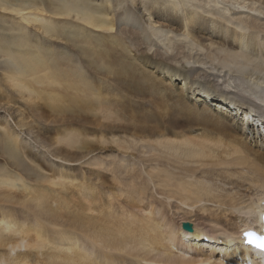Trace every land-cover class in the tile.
Returning <instances> with one entry per match:
<instances>
[{
  "label": "bare ground",
  "instance_id": "obj_1",
  "mask_svg": "<svg viewBox=\"0 0 264 264\" xmlns=\"http://www.w3.org/2000/svg\"><path fill=\"white\" fill-rule=\"evenodd\" d=\"M0 10L17 15L25 11L50 15L44 19L30 13L22 19L37 27L45 38L63 43H41L26 27L0 16V69L20 97L28 98L25 102L31 112L40 108L33 106V100L47 96L46 110L70 122L75 116L88 124L91 118L104 119L109 125L100 122L103 128L130 131L128 126L120 128V124L131 120L135 131L130 133L137 141L121 143L119 148L132 149L138 158L149 153L142 160L159 164L147 172L154 188L166 191L169 201L210 213L216 223L231 232L241 231L232 241H226L230 236L225 232L222 236L227 247L220 248L217 243L219 252L213 247L208 252L184 246L169 227L167 216L150 204L143 205L151 216L145 223L133 216L126 218V214L115 218L113 212L106 214L103 209L99 211L104 215L100 223L96 219L84 222L88 216L80 221L76 213V221H61L59 211H68L70 206L59 200L50 202L51 195L33 190L22 178L49 181L61 191H71V183L56 173L51 179L39 155L24 152L19 135L0 129V157L10 161L18 173L16 179L0 166V196L5 202H11L10 196L16 193H22L24 200H36L34 209L39 216L26 224L18 222L8 210L0 213V244L33 250L2 255L0 264H119L112 252L151 264H264V254L245 245L240 236L258 226L257 232L262 233L263 227L264 150L253 148L248 139L264 144V0H0ZM179 65L190 67L183 71ZM211 80L223 82L239 93L221 92ZM37 86L46 88L40 91ZM116 93L121 94L119 99ZM11 94L0 87V104L15 102ZM248 95L263 106L246 98ZM126 99L156 104L161 115L146 111L136 116L135 122L130 105L124 103ZM38 112L43 114L41 109ZM97 116L103 117L99 120ZM73 130L66 144H82L79 149L84 156L73 157L61 149L53 152L69 162L81 161L98 150L89 140L90 135ZM40 136L37 133L35 140ZM98 142L105 143L103 139ZM42 143L48 146L46 141ZM115 166L111 170L115 179L118 173H129L133 185L128 196L139 197L143 203L141 197L151 189L149 180H142L133 167L120 163ZM140 179L142 186L135 183ZM257 187L262 190L258 201L245 207L244 192ZM82 189L91 198L87 200L96 205L98 192L84 185L78 196L83 195ZM91 206L82 211L91 208L94 214ZM45 213L48 218L43 219ZM236 213H245L246 218L239 219ZM49 226L63 229L50 234ZM80 240L95 247L85 250ZM42 249L48 252L38 251ZM96 250L101 251L98 258ZM178 252L193 253L198 259L186 262Z\"/></svg>",
  "mask_w": 264,
  "mask_h": 264
},
{
  "label": "rangeland",
  "instance_id": "obj_2",
  "mask_svg": "<svg viewBox=\"0 0 264 264\" xmlns=\"http://www.w3.org/2000/svg\"><path fill=\"white\" fill-rule=\"evenodd\" d=\"M219 7L224 8L222 5H220ZM32 12L33 11H25L22 14L28 15L31 13L32 16L42 17L44 19L51 18V16L47 15L46 13H39L37 11H34L33 13ZM23 15H17L15 13H12L9 11L0 10V16L4 17L3 20H5L6 22H11V23H14L16 25H21V26L26 27L27 31L31 34V36L39 38L41 43H45V44L51 45V46H53V45L56 46L57 44H63L62 42H58L54 39L45 38L43 36L42 32L37 30V27H35L32 24H29L28 22H26L25 20L22 19ZM92 30L95 31L96 33L97 32L100 34L102 33L99 30H95V29H92ZM113 34H115V32H113ZM178 67L181 70L185 71L186 69H189L190 66L179 65ZM5 80L7 81L6 74L4 73V71L2 69H0L1 91L4 92L5 94H8V93L11 94L12 93L11 95H13L14 99L15 98L16 99L14 100L15 102H10L9 105L8 104L5 105L6 102H2L0 104V129H2L3 131H6V132L9 131V133H12V134L14 132L16 135H19L21 137V138L19 137L20 143L22 146L24 145V147H25L24 152L26 154L33 153L37 156L39 155L38 157L41 159L40 164H42V168H43V166H45L44 171L46 173L45 172L44 173L47 174L48 176L50 175L51 179L53 178V175L56 176V174H57L58 175L57 177H59L61 175L64 178V181L67 180L66 183L70 182L72 185L71 189L72 188L73 189L71 191H69L70 189L66 190L68 192L67 193L66 191H61L60 186H53L51 184V182H49V181H46V182H33V181H31V182H29V181H26L25 178H22L23 181H25L33 190L44 191L45 193L51 195L50 198H52V199H50V202H52L53 200H55V201L59 200V201H61V204H66L67 206H70L68 211L63 210L62 212H60L58 210L60 213L59 219L61 221L63 220L65 222H70V223H72L73 221H76L74 218V216H75L74 213H76V215L81 217V218L83 216L84 217L88 216V219L85 218V220H84L82 218V220H80V221L84 220V222H88L89 220L95 221L94 219H96V220H98V223H100V221H102V222L104 221L103 213H101V214L99 213V211H101V209H103V210H105L106 214L110 213V211L113 212L114 217L115 216L116 217H120V216L124 217V215L126 214L125 215L126 218L128 216H133V217H136L135 219L138 218L140 221H142V223H145L147 220H149V218H151V216H150V213L148 212V210L144 211L143 207L147 204H150V205L156 207L158 212L161 211V212H163L164 215L167 216V220L169 222L168 223L169 227L172 228L173 231L176 233L178 240H180L181 243L182 242L185 243L184 246L189 245L190 248H198L200 250H204V251H208V252L211 251L212 247H213V249L216 252L217 251L219 252V249L217 247H215V245H217V243H218V246L220 248H226L227 247V243L224 242V240H226V239H224L222 236L223 234H225V232H227L228 236H230V238H227L228 240H226V241H232V240L236 239L237 237H239V233H241V231L239 232V230H238L236 232H231V231L227 230L222 225H219L218 223H216L211 218L210 213H206V212L204 213L203 211L199 210V207L193 208V207H189L186 205H182L178 201H174V200L169 201L166 199V191H164L165 193L164 192L161 193L162 190L160 191V189L157 190L154 188V183L148 177L147 172L151 171L155 167H160L159 164L158 163L152 164V163H148L146 161H143V160H145L143 158L148 156L149 153L146 154L145 156H143V158H141V157L138 158L137 157L138 154L136 152L133 153L132 149H131L132 151L131 150L128 151V150H123V149L119 148V145L121 143L125 144V145H130L131 142L135 141V143H136V141H137V138L134 137L133 133H130L131 131H135L133 129L134 124L132 123L131 120L127 121L128 123L130 122V125L127 122L125 123L124 121H123L124 125L120 124V128L124 127V126H128V128H130V131L123 130V129L122 130H114V129L111 130V129L103 128L101 126V123L103 121H105L104 119L101 122V121H98L97 119L95 120V118H91L90 123L88 124L85 122V120L83 122V120L81 121L79 117L75 116L73 118L74 121H72L73 119L71 118L72 120L70 122V121H67L68 118L62 119L60 117H54L51 115V112L49 111V109L46 110L48 108L47 104H46V100L48 99L47 96H44L40 100L37 98H35L33 100L36 102V103H34L35 105H33V106H35L36 108L38 106L40 107L39 110L37 108V112L34 113L33 111L31 112V110H30L31 106H29L25 102L26 99L28 100V98L25 96L26 99L24 100L22 96L20 97L21 94H19L16 91V89L12 87L11 83L8 84ZM201 80L205 81L206 79L202 77ZM211 81H213V80H211ZM212 83H214L216 85V88L221 92H229V93H233V94L239 93L236 90H234L233 88H230V87L226 86L225 84H223V82H218L217 80H214ZM180 85H181V83H180ZM8 86H10L11 88ZM36 88L38 89V86ZM39 88L40 89H38V90L44 91L46 87L44 89L42 88V90H41V87H39ZM63 88H68V87L64 86ZM63 88H60V91ZM34 90H35V92L38 91L35 88H34ZM67 90L70 91V89H64V91H67ZM68 91H67V93H68ZM71 91H73V90H71ZM70 92H69V94L73 93V92H71V93ZM62 93H63V90H62ZM118 95H121V94H117V96H116V98L119 99ZM246 98H248V99H250L253 102H256L258 104H262L261 102L259 103V101L255 100L254 98L250 97L249 95ZM68 101L65 103L70 104V102H68ZM82 102L83 101H80L79 104H81ZM83 103H85V102H83ZM124 103L127 106L130 105L129 106L130 110H131L130 114L134 116L135 122H138L136 116L139 117L138 115H140L146 111L151 112L152 114H154L156 116L161 115L159 109L155 106L156 104L154 105V104L149 103V102H144V103H140V104H142V105H140V104H138L139 102H136L134 100L128 101L127 99L124 101ZM260 106H263V104ZM248 107H251V109H253V107L251 105L250 106L247 105V108ZM36 108H34V109H36ZM247 108H245V109H247ZM40 109L42 110L43 114L38 112V111H40ZM144 109H146V110H144ZM27 112H28V115H27ZM39 113L42 115H40ZM36 114H37V116H35ZM24 115H25V117H24ZM27 116H29V117H27ZM30 116L31 117L34 116L33 117L34 119L31 118ZM39 116H41L43 118L40 119ZM102 117L100 118L97 116L98 119L99 118L102 119ZM32 119H33V121H32ZM54 119H56V120H54ZM41 120H42V122H41ZM25 121H26V123H25ZM65 121H66V124L64 123ZM91 121H93V122L91 123ZM23 122L26 124V126ZM98 122H99V124H97ZM105 122H103L104 124L103 123L102 124L105 126L109 125V124H107L108 123L107 121H105ZM22 123H23V125H22ZM91 124H95V125H91ZM21 125H22V127H20ZM97 125H99V126H97ZM240 126L242 127L243 124ZM246 127H247L246 130L250 129L249 125L248 126L246 125ZM78 129L81 131L82 135H84V136L90 135L89 137H91V138L89 140L94 142V147H95V149H98V150L94 154L90 155L89 157H87L81 161L77 160V161L69 162V161L63 160L62 156L59 158L56 157L53 152H55V150H57V149L58 150H60V149L64 150V153H68L70 156H73V157H76V156H78V157L82 156L83 157L84 156V154H85L84 151L79 149L82 144L81 145L78 144L74 147H70L69 145L66 144V140L73 135V134H71L70 131L73 130L74 133H80ZM30 130H31V132L33 130L35 132L36 131H38V132L35 133L33 131L31 134V132L29 133ZM63 131H66V132L68 131V133L63 132ZM37 133H39L41 135L40 137L43 139L40 140V137H39V139L38 140L36 139L37 140L36 141L35 136ZM64 133H65V135H64ZM64 137H66V138H64ZM133 137L135 139H133V141H132ZM100 139L101 140L103 139V141H105V143L103 145L98 142V140H100ZM124 139L127 140L128 142L126 143ZM123 140H124V142H123ZM42 141L44 142V144L46 141V143H48V146L46 144H45V147H44V145H41V144H43ZM256 141L258 142V140H256ZM248 143L253 148L256 147V149L259 148V149L264 150V146H263L264 144H262L261 141L259 143H255V139H252V140L248 139ZM49 146H50V148H49ZM138 148H140L139 144H138ZM27 149H29V150H27ZM115 163L116 164L120 163V164H123L124 166L126 165L127 167L130 166V168L133 167V169L135 168L134 170L137 172V174L141 175L142 180H145V179H146V181L149 180V185H150L149 188H151V189L149 190L150 192H147V194L145 196L141 197L143 199V203H141V200L139 197L133 198V197L128 196L129 193H127V192L131 191V185H133L132 184L133 180L130 179L129 173L128 174H126L125 172L118 173V174H120L119 179L117 178L118 174H117V177L115 179V177L111 171L116 167ZM0 166H4L5 173L7 175H10V176L18 179V173L14 170L10 161H8V163H7L5 159L0 157ZM99 178L101 179L100 181H99ZM141 179L139 181L135 180V183H137V184L140 183L139 185H141L142 184ZM81 181H82V183H80ZM53 182H56V181H53ZM79 183L81 184V186ZM87 184L89 185L88 187H86ZM84 185H85V188L90 189L91 191L95 190L96 193L98 192L97 194H98V197H100V198H97L95 200L96 205L93 204V201L89 202V200H91V198L87 197V194H86L87 192L86 193L83 192V191H85L84 189H82L83 195L78 196L79 191H80V187H82ZM1 190L2 189H0V194H2ZM76 190H77V193H76ZM244 193L246 195V200H247V203L245 205V207H246L249 203L258 201L260 195L262 194V190L257 187V188H253L251 191L246 190V192H244ZM15 195L10 196L13 199L11 202H5L6 200L5 201L3 200L4 199L3 196H0V213L5 211V210H8L11 213V215L18 222L21 221V223H26V224L27 223L28 224L33 223L35 219L39 218L38 213H37L38 211L34 209V206L37 203V202H35L36 200L31 199V198H29V201L27 200L28 198H26L24 200L22 193H16ZM64 195L66 196V198H64L65 197ZM88 198H89V200H87ZM32 200H34V201H32ZM86 200L89 202V204L91 203L92 206L94 207L92 209V210H94V214L91 213V212H93V211H90L91 208H89V210L86 209V211H82V210H84V207L87 208V206L89 205V204L86 205L87 204ZM83 202L86 206H84ZM72 203H73V205H75L74 207H73ZM166 204H168L169 207H166ZM200 206H202V205H200ZM208 207L215 208L214 206H211V204H209ZM73 208L75 210H77V209L80 210L81 208L82 209H81V212H79V211L76 212ZM96 208H98V209L96 210ZM88 211H90V213ZM85 214H87V215H85ZM42 216H46L45 218L42 217L43 219L48 218V215L46 213H45V215H42ZM166 216H165V218H166ZM235 216L239 219L246 218L245 213H241V214L236 213ZM86 219H87V221H86ZM78 223L82 224L83 222H78ZM75 225L77 227L76 223H75ZM82 225H84V224H82ZM61 229H63V227L62 228H55L53 226H51V227L49 226V228H47V230L49 231L50 234L54 233L55 230H61ZM79 232H75V233L81 234V235H86L84 233H79ZM243 232H242V234H243ZM242 234L240 235L241 240L244 241ZM80 242H81L82 247L85 250H89L90 248H93L92 246H94L93 243L86 241V240H80ZM195 245H197V246H195ZM38 251L45 254V252L46 253L48 252V249H42V250H38ZM16 252L27 254V253L33 252V250H30L29 248H16V247L6 246V245L0 244V256H2V255L6 256L8 254H12V253H16ZM94 253H95V256L97 258L101 256V254H100L101 251H99V250H96V252H94ZM178 253H179L178 255L186 258V262H189V261L191 262V261H195L198 259L193 253H183V254L181 252H178ZM110 254H113V256H114V257H112L113 260L119 264H151V263H148L145 261H137L134 258H132L131 256L123 255L120 253L112 252ZM110 254H108V256H109L108 258L111 257ZM176 260H178V259H176ZM176 264H179V263H176Z\"/></svg>",
  "mask_w": 264,
  "mask_h": 264
},
{
  "label": "snow or ice",
  "instance_id": "obj_3",
  "mask_svg": "<svg viewBox=\"0 0 264 264\" xmlns=\"http://www.w3.org/2000/svg\"><path fill=\"white\" fill-rule=\"evenodd\" d=\"M245 235L250 237V236H252L254 234L253 233H245ZM249 242L251 243L252 241L249 240ZM259 247L264 248V245H259Z\"/></svg>",
  "mask_w": 264,
  "mask_h": 264
}]
</instances>
